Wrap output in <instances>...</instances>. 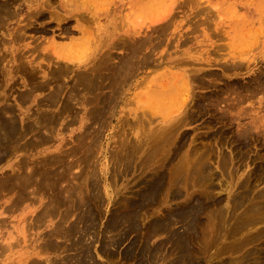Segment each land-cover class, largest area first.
Returning a JSON list of instances; mask_svg holds the SVG:
<instances>
[{"label":"rangeland","instance_id":"374dc122","mask_svg":"<svg viewBox=\"0 0 264 264\" xmlns=\"http://www.w3.org/2000/svg\"><path fill=\"white\" fill-rule=\"evenodd\" d=\"M7 1L8 0H6V1L0 0V2H1L0 6H2L4 3L3 8L7 9V8L11 7L7 10V13H9V14H6L4 16L2 14V16H0V22L1 21L3 22V20H4V22L6 20H8L5 23L3 22L4 24L2 23L3 25H1L2 28H1V32H0V44H1L0 45V50H1L0 51V57L2 58V60H0V62L2 61L0 63L1 64L0 65V74H1L0 75V79H1L0 80V87H2V88H0V96H1L0 107L10 105V103H11V105L12 104L16 105V107L14 106L16 108V111L15 112L13 111V113L14 114L18 113L17 118H19V120H20L21 127H22V124L23 125L29 124V125H34L35 129L31 130V131L29 130V132L27 131V135L25 134L24 138L15 142L14 145H16L17 148L15 147V149L10 151L9 152L10 155L8 154L6 157L7 159L8 158H10V159H8V160L5 159L2 161V163H0V168H1V166L8 168V171H6L5 173H2L3 170L0 169V173H1L0 174V181H1V179H3L2 177L7 175L8 172L9 173L13 172L12 167L10 168L9 166L13 165L14 163L21 162L23 164V161H21V160L27 159L28 161L30 160L29 161V167L31 166L30 164H32V169H33V168H35V166L42 165L41 158L43 157V155H41V153L43 151L46 150L47 153L52 152V151L59 152L62 148V151L64 150L63 154L65 156L64 161H61L62 163L61 162L55 163L58 165V167L55 164L51 165L52 168L56 171H58V170L60 171V169L62 171V166L66 167V168L68 167L67 168L68 170H66V172L69 171V174H71V175H69L67 173L69 176H66V180H64V181L62 180V183L69 185V186H73L74 184L77 185L80 182H82L81 184H79V185H82L83 182H85V180H86L87 170L88 169H90V170L95 169V172L98 176L97 179L99 180L101 178L99 180L100 182L97 180L101 187H99L100 188L99 193L96 194L95 196L93 195L94 197L91 195V194H94L92 192V190L88 191L89 195L92 196L90 198L91 207H92V203H93V208H94L95 212L98 214L96 224L93 226V229H92V227L90 228L89 236L88 235L86 236L87 239L90 238L89 242L86 239V241L84 240L83 243H76L75 239H77L79 237V235H80L79 233H78V235H76V237H74L75 235H73L71 237L72 240L70 238H68V240H67V238L66 239L64 238L65 239L64 240L61 237H58V239L56 238L55 240H58L57 242L62 243V247L60 246L61 249H59V247H56V246H54L52 248L48 247V249L46 248L48 250V253L51 256V257L49 256V258H51V260L48 263H47V261H46V263H44L45 262L44 258L45 257L47 258L48 257L47 255H49V254H47V250H45V248H43V247L41 248L40 242L44 241L43 236L47 233V230L50 231L52 229L54 223L58 221L57 217L60 218V216H59L60 214H57L58 216L56 214L48 216L46 218V220L44 221L45 224L43 222V223L39 224L40 227L38 225L37 228H36L37 225H35V224L33 227L24 228L23 224H21L20 222L23 221V217L27 218L28 222H29V220L34 219V216L37 215V213L39 211H42V209L44 207V204L41 203V200L45 201L46 203L50 201V203H51L53 191L48 190V189L46 191V189H44L45 191L44 190L39 191L37 193L36 197L34 196V198L32 200L28 199V200H25V201L20 202V203H14L13 199L16 197L15 189L14 188H10V189L8 188V189H6V191H8V193H7V192H5V190L2 191V189L0 188V193H2L0 196V221L2 219H5L4 222L0 223V227H1L0 228V244H5V243L10 242V241L14 244V246L12 248H10L8 250L6 249L5 251L3 250L4 255H3V251L2 252L0 251V254L2 253V255H0V258H1L0 264H33L31 261L30 262H28V261L35 258V257L39 258L40 260H43V264H51V262L54 260V258L57 257V259L59 258L60 260H57L55 258V261H53L52 263L57 264V262H58V264H59L63 260H65V258L67 256L68 257L66 259H69L67 261H70V262L75 261L76 262V260H75V259H77L76 256H77V254H79V251L81 250V248H83L84 243L86 245L88 244L89 246H91L92 254L95 253L96 256L93 255V258L94 257H96V258H94L93 261H95V259H96V262H97V260L99 259L98 260L99 263L102 262V264L103 263L113 264L114 261H115L114 264H141L142 260H144L143 261L144 264L145 263L146 264H167V263L173 264V262L175 264H177V242L174 243V240L177 241V239H172L173 238L171 236L172 232H170V230H169V232L160 230V231H156V233H155V231H152V227L150 228V226H152L156 222L153 220H157V219L163 220V219H165V217H168V214L170 215L172 213L174 208L175 209L177 208V205L179 204L178 201L180 199H177V197H176V195H177V193H176L177 192V181H173V180L177 179V174L174 172H175V168L177 167L178 159H180V157L183 156L182 155L183 153L186 154L188 151H190V152L191 151L192 152L197 151L198 152V149H199V153H201L202 149H203V152L205 150L210 149L211 150L210 152H209V150H208V152L206 151L207 154H209L208 155L209 157L211 156V153L213 152L212 153L213 156L210 157V161H212L211 165H212V168L214 170H217L219 172L218 173L217 171L213 170L215 173V177H214L213 181H215V185H216V189H214V194H215L214 196L215 197H221L220 199L223 198L221 205L225 206L226 210L229 209L230 212H234L237 209L235 211L236 213L237 212L238 213L243 212L244 206H239L238 208H232V207L228 208V206H233V205H231L230 202H232V204H234L235 201H233L234 200L233 197H236L237 194H239L238 196H240V193L241 194L247 193V188H249V186L247 187V183H245V182H248V183L250 182L251 190H253L252 194H255L256 198L260 199L259 195L264 192L263 191L264 190V188H263L264 187V175H263L264 174V145H263L264 144V0H74L75 3H74L73 7L75 8L76 6L77 7L79 6L81 8L79 10H76L75 12H72L69 15L67 13H63L64 18L65 17H67V18H65V19L63 18L64 20H62V23L58 19V17L55 18V13L57 12L56 9L60 8V6H61L60 0H54L55 3L53 1L52 5H50L48 8L46 7L45 8L46 12L49 11L47 13H45V12L43 13V11H45V9H43V11L41 10L42 9L41 7L43 6L44 0H15V2H14V0H12V2H11V0H9L10 1L9 3ZM7 5H9V6L6 7ZM39 8H41V9L39 10ZM10 9H12L13 11H11ZM40 11H42V12H40ZM50 11L54 12V13H51ZM38 12L40 14H37ZM90 12H91V14H90ZM30 13H32V14H30ZM0 14H1V12H0ZM72 14H75V15L77 14V16H74ZM78 14H83V16L78 18ZM84 14L86 16L85 18L88 19V21L84 18ZM35 15H36L37 19H39V18L40 19L37 20L36 18H34ZM56 15H57V13H56ZM30 16H32V17L30 18ZM39 16H41V17H39ZM71 16H73V17H71ZM89 16H93V17H89ZM46 17H47V19H46ZM3 18H5L6 20ZM53 19H56V20H53ZM155 20H157V21H155ZM32 21L35 23V24L33 23L34 25L33 24L31 25ZM45 21H46V23H45ZM56 22H57V24H56ZM155 23H157V24H155ZM42 24H43V26H42ZM46 25H47V27H46ZM3 26H5V27L3 28ZM21 26L23 27V31L20 32L19 28H21ZM25 26L27 28H25ZM41 26L44 29H42ZM158 26L161 27V29L162 28L163 29L161 30ZM40 27H41V30H39ZM88 27H90V28H88ZM91 27H92V29H91ZM5 28H6V30H5ZM87 28L89 29L88 31H87ZM26 30H27V32H25ZM157 30H158V32H156ZM135 31H137V32H135ZM12 32H15V35H13ZM149 35H151L150 37L152 39L148 38ZM19 36L21 38H23L22 41H21V38ZM140 36H142V37H140ZM13 37L17 38V39H14ZM124 38H126V39H124ZM7 39H8V41H7ZM144 39H146V40H144ZM93 40H95V41H93ZM79 42H80V44H79ZM83 43H84V46H83ZM139 43L141 45H139ZM72 44L74 46V49L76 47L75 45L78 44V48L77 47L76 48H77V50L79 49V51H81V49L83 50V48L86 47L85 50H83L84 53H81L83 51H81L79 53V51H77V50H76L77 52L73 53L75 50L74 49L71 50L73 48ZM127 44H129V45H127ZM52 47H54V48L52 49ZM80 47H82V48L80 49ZM139 48H140V50H139L138 56H141L142 53L146 54V52H147V54H149V52H150V55L155 59V62L148 64L150 66L141 65L137 71L138 76L135 77L137 80L135 78H132L129 81V84L131 85V87H129V89H128L129 91L127 90V93L125 94L123 99L121 101H120V99L118 100V101H120L119 105H116V107H114L112 109L113 111L111 110V112H110V110H109L108 114L103 115L105 117V119H104V117H102V115H98V116H95V118H96V120H95V118L92 117L94 114L92 112H94L93 109L96 107L97 101L96 100L94 101L93 98H95L94 96H97V95H99V96L105 95L106 93H108L110 91V89L109 88L98 89L96 87V89H90L89 90L85 87L86 86L85 82L84 81L82 82V80H83L82 75L92 73V69H90V68H94L95 66H97L100 63V61L103 62V60H104L105 66L107 67L106 69H105V67H103V70L106 72L107 71L110 72L111 69H114L115 65L122 64L130 56V54H132L133 51H135V50L138 51ZM127 49H129V50H127ZM108 51L109 52L112 51V53H109ZM3 52H4V56H3ZM56 52L61 54L62 58H58L57 56L59 54H57ZM70 52H71V54H70ZM102 53H103V55H102ZM127 53H128V55H127V57H125ZM80 54H81V56H80ZM108 54H110V55L113 54L109 59L110 61L107 59ZM5 55H7V56H5ZM70 55H73V57H74L73 60L75 62L73 60H67L66 59L65 56H70ZM105 55H107V56H105ZM12 56H13V58H11ZM20 56H24V59ZM104 56L106 57V60H105V58H103ZM55 58H56V61H55ZM99 58H100V60H99ZM101 58H103V59H101ZM120 58L122 60L123 59L124 60L122 61ZM3 60H4V62H3ZM19 60H20V62H19ZM60 60H61V63H62V60H64L63 62H65V60H66L69 62L76 63L75 70L74 71L67 70V72L65 71L64 74L61 75L60 79L58 78V80H56V81L54 79H52V80L50 79L48 82L49 86L48 85L46 86L47 90L45 88L35 90L34 98L31 97L29 100L28 99L27 100L26 99H24V100L20 99V96L18 94L22 93L23 91H26L27 88H29V89L34 88L35 85L39 84L41 81L43 82L44 79L46 80L49 77L51 78L54 75L51 73H53V69L59 64ZM105 61H107V62H105ZM108 61L110 64L108 63ZM22 62H25L27 64L24 65ZM40 63L43 65V69H42L41 74H40V71H41L40 69L35 70V68H34V67L38 66ZM44 63H45L46 67L44 66ZM17 64H19V66ZM90 64L92 67L90 66ZM95 64H97V65H95ZM21 65L22 66L24 65V68H26V71L24 68L20 67ZM111 65H112V68H111ZM17 66H18V68H17ZM81 66H84V67H81ZM28 67L36 72L35 76H34V73L32 74V76H30L32 71H31V73L30 72L28 73V69H29ZM13 68H15V69L13 70ZM76 68L78 71L80 70V72L76 71ZM19 69H20V71H19ZM22 69L25 71V73H23L24 71H22ZM31 69H29V71ZM82 69H84L85 71ZM87 69H88V71H86ZM187 69H193L192 71H194V73L198 72V73H195L196 76L194 75V73H192L194 76L191 77V79H190L191 81H188L189 79L185 77V75L187 74L186 73ZM195 70H197V71H195ZM11 71H14V72L11 73ZM20 72H22L23 75ZM139 72H140V74H139ZM206 72H207V74H206ZM76 73L79 75L81 74L80 77H79V75L78 76L75 75ZM25 74H27L30 78L27 75H26L27 77L26 76L24 77ZM49 75H52V76H49ZM3 76H4V80H3ZM40 76H44L45 78L42 79V78H40ZM156 77H158V78H156ZM154 78L156 81L154 80ZM138 79H139V81H138ZM159 79H161L162 81ZM186 79H188V80L186 81ZM193 79L198 81L199 83L194 81ZM53 80L55 82H53ZM107 80L103 83V86L105 83H107ZM28 81H32V82L28 83ZM57 81L59 84L57 83ZM136 81H138V82H136ZM158 81H160V82H158ZM34 82H35V84H34ZM52 82H53V84H52ZM73 82H74V84H73ZM77 82H79V83H77ZM150 82H151V84H150ZM162 82H163V84H162ZM184 82H191L190 83L191 90L196 87L195 88L196 91H195V89L193 90L194 94H193V91L192 92L190 91V93H189L186 90V86H185L186 83H184ZM193 82H195L196 85ZM2 83H3V85H1ZM26 83H27V85H26ZM31 83H33V84L31 85ZM12 84H13V86H12ZM14 84H15V87H14ZM57 85H61V86L63 85L62 88H63V92H64V93H62L63 95H61L60 100L57 102L58 104L55 103V104H53L54 106L52 105V103L43 102V104H42L37 99H35L36 97L38 99H40V98L44 97L45 95H47L48 93L54 91V88H58ZM70 85H72V86H70ZM233 85H235V86L233 87ZM158 86L159 87L161 86V87L159 88ZM222 87L224 88V90ZM68 88H69V90H68L69 92L67 91ZM150 88H153V89H150ZM154 88H155V92H157V94L155 92H153ZM234 88H236V89H234ZM162 89L166 92L165 93L162 92L163 91ZM188 89H190V88H188ZM85 90H87L88 92ZM134 90H136V91H134ZM216 90H218V91H216ZM66 91H67V93H66ZM83 91L85 93H83ZM223 91H225L226 93ZM73 92H74V94H73ZM81 92H82V94H81ZM96 92H97V94H96ZM211 92H213V93H211ZM203 93L206 96V99L199 97L200 95H203ZM205 93H207L208 95ZM78 94L79 95L81 94V96L82 95L83 96L82 97L80 96V98H79ZM144 94H145V96H144ZM162 94L164 96H162ZM155 95H157V96H155ZM192 95L193 96L195 95V96L193 97ZM239 95L242 96V98ZM211 96H213V98H211ZM216 96L219 97L218 100H215ZM63 97H64V99H63ZM66 97H67V99H66ZM76 97H77V99H75ZM87 97H91V99H89L91 102L87 100L88 99ZM136 97H137V99H136ZM198 97L200 99H198ZM221 97H223V98L221 99ZM69 98L72 101L69 100ZM9 99L11 102L9 101ZM65 99L68 102V104H64V103H67V102H65ZM140 99L142 100L144 106H140V108H139V105H140L139 100ZM237 99H240V102ZM241 99H242V101H241ZM6 100H7V103H6ZM78 100H79V102H78ZM81 100H83V102L84 101L85 102L83 103ZM209 100H210V102H209ZM220 100H222V101H220ZM2 101H3V103H2ZM89 102L91 105H89ZM195 102L197 105H199L200 108L198 106H196ZM211 102H213V103H211ZM39 103L42 105H38ZM86 103L89 106H87ZM186 104H189L190 106L187 105L188 106L187 107ZM214 104L215 105L218 104V105L215 106ZM67 105H70V107ZM212 105H214V106H212ZM43 106H44V108H43ZM46 106H49V107H46ZM85 106H86V108H85ZM194 106H196V108H198L199 110L196 109ZM203 106H205V107H203ZM23 107H25L26 110ZM71 107H72V109H71ZM89 107L91 108V110ZM143 107H144V110H143ZM148 107L151 109H149ZM192 107H194V108H192ZM66 108H67V110H66ZM184 108H186L187 110ZM37 110H38V112H37ZM61 110H63V111H61ZM68 110H70L71 112ZM142 110L144 112H141ZM145 110L147 111V113L145 112ZM34 111H36V112H34ZM67 111L70 113H68ZM135 111L139 112L141 114V116L144 118L143 119V118H141V116H139L138 121L140 120V123H141V124L139 123L140 125L136 124L138 122L134 118L135 113H136ZM43 112L44 113L46 112L47 114H49V116L55 115V116H53L54 121H53V119L51 121H49V120L47 121L45 118H43V114H44ZM133 112H134V114H133ZM190 112L192 113V115ZM13 113H10V114L12 115ZM7 114L10 115L9 113H7ZM7 114H6V116H8ZM23 114L26 115V117L30 114L29 115L30 118H28L24 122H22V117L24 116ZM75 114H77L79 117ZM149 114H150V116L148 118ZM113 115H114V117H113ZM73 116H74V119H73ZM75 116H77V117H75ZM87 116H89L91 118V120H93V121H91L89 117H88L89 119H87ZM145 116H147V117H145ZM177 116H178V119H180L181 117H182L181 119H183V118L187 119V117H188L187 121L189 120L190 123L188 122L186 125V122H185L184 124L181 125L182 126L181 128H180V126L178 128H177V126L175 127V125H177V123H176ZM38 117H40V118H38ZM64 117L66 119H64ZM128 117L131 119H129ZM59 118H60V120H59ZM190 118H192L193 120H191ZM48 119H50V118H48ZM124 119H126L125 122L123 121ZM121 120H122V122H121ZM146 120H148V121H146ZM29 121H31V122H29ZM34 121H35V123H34ZM104 121H105V125H104ZM128 121H131V122H128ZM92 122H93V124H92ZM134 122H136V123H134ZM144 122H146V123H144ZM130 124L131 125L133 124L134 126L133 125L131 126ZM142 124H146L147 126L145 125L146 126L145 127ZM93 125H94V127H93ZM173 125L175 127V130L173 128ZM36 126H37V128H36ZM169 126H172V127H169ZM44 127H45V129H44ZM83 127H84V129H83ZM95 127H96V130H95ZM138 127L140 129H138ZM168 127L170 129L172 128L171 131ZM123 128H124V132L122 130ZM245 128H246V130H245ZM38 129H41L40 130L41 132H39ZM54 129H55V131H54ZM89 129H90V131H89ZM91 129L92 130L94 129V130L91 131ZM154 129H156V130H154ZM165 129H167V130H165ZM47 130H49V132ZM82 130H83V132H82ZM84 130H86V131H84ZM98 130H99V132H98ZM136 130L138 133L135 132ZM138 130L141 133L144 130V132L142 134H147L149 137L148 139H150V140L151 139L153 140V138L156 136V132L158 135L163 131L169 132L168 136H167L169 138L166 139L167 141H164V142H166V144L163 142L161 144L162 147L160 146L157 149V151H156L157 154H156V152H153L151 147L149 148L150 145L149 146L146 145V147L142 146L141 149H139L136 152V154H134V156L129 161L124 159V158L121 159V161H120L117 154H118L119 150L121 149L123 142L125 141V139L126 140L128 139L125 142H130L132 139V141L130 143L135 144V142L137 141V135L141 134ZM236 130H239V131L236 132ZM34 131H35V133H34ZM44 131H45V133H44ZM53 131L55 134H53ZM247 131H249L250 133ZM87 132L90 134H88ZM131 132L134 134H132ZM145 132H148V133H145ZM238 132H239V134H238ZM246 132L248 133L249 137H248V135H245ZM79 133H81V135ZM83 133L84 134L86 133L87 135L85 134L82 136ZM135 133L137 135H135ZM235 133H237V134H235ZM240 133H241V135H240ZM33 134H35V135H33ZM42 134L47 135L49 140L46 143L45 142L40 143L41 145H39V147H38V145L34 146L35 145L34 141L36 139H38L37 136L39 137ZM77 134L79 135V138H78ZM97 134H99L100 137L97 136ZM182 134L185 135L184 138H185L186 142L183 138L184 135H182ZM32 135H33L34 139L36 138L35 140H33ZM134 135H135V137H134ZM149 135L153 136V138H151V136H149ZM49 136H51V137H49ZM54 136L55 137L58 136L59 139L56 140ZM80 136H81V138H85V139H83V140L80 139ZM95 136H96V138H95ZM123 136L125 138L124 141H123ZM125 136H127V137H125ZM243 136L245 138H243ZM132 137L134 138V140ZM238 137L240 139H238ZM246 137H247V139H246ZM251 138H252V140H251ZM99 139H100V141H99ZM218 139H220L221 141H219ZM92 140H94V141H92ZM180 140L183 142V144ZM244 140H245V142H244ZM73 141H75V142L78 141L77 142L78 144L73 142ZM250 141H252V142H250ZM19 142L21 145L19 144ZM79 142L80 143L82 142V143L79 144ZM235 142L240 144L239 147H238V145H236ZM18 144H19V146H18ZM32 144H34V145L30 146ZM87 144L91 145L93 148V151H94V153L92 154V156H93L92 163L90 161L89 162L86 161V156H85L86 152H88L90 150L85 149V150H88V151H85L83 149L84 147L82 146V145H87ZM92 144H94V147ZM99 144H100V146H99ZM203 144H204V148L205 147L207 148V147L211 146V144H212V146L214 148L218 149V151L216 149H214L212 146L210 148H207L204 150ZM74 145H75V147H74ZM76 145L78 148L76 147ZM244 145H245V147H244ZM27 146H28V148H27ZM41 146H43V147H41ZM70 146H72V147L69 148ZM80 146L82 149H80ZM194 146H196V147L194 148ZM246 146H248V147H246ZM182 147H184V148H182ZM20 148H22V149H20ZM32 148L33 149L35 148V149L33 150ZM68 148H69V150H71V152L68 151ZM72 148H75V149L72 150ZM245 148L248 151H246ZM180 149H182V150H180ZM212 149H214V150H212ZM222 149H223V151H222ZM233 149L237 150V151H234ZM240 149H241V151L239 152ZM242 149H243V151H242ZM78 150H80V151L78 152ZM95 150L97 153L95 152ZM173 150H175V151H173ZM83 151H84V153H83ZM214 151H216V152H214ZM232 151H234V152H232ZM73 152H75V153L77 152V153L75 154ZM148 152H149V155H148ZM206 152H204V153H206ZM70 153L72 156L69 155ZM177 153L179 155H177ZM233 153H234V156L232 155ZM18 154H19V156H18ZM175 154H176V156H175ZM220 154H221V156H220ZM241 154H243V156ZM230 156H231V158H230ZM24 157H25V159H24ZM39 157H41V158H39ZM242 157H243V160H242ZM222 158L224 160L227 158L228 163L231 161L230 164H228L227 162L226 163L221 162L223 160ZM76 161H77V163H76ZM96 161H97V164H96ZM79 162H80V165H79ZM93 162H94V165H93ZM220 162H221V164H220ZM5 163H7V164H5ZM68 163H69V165H68ZM130 163H133V164H130ZM125 164L127 165V167L128 166L129 167L127 168L125 166ZM218 164H220V166H218ZM227 164H228V166H227ZM235 164H236V166H235ZM70 166H71V169H70ZM216 166L218 168H216ZM237 166H238V168H237ZM74 167H75V169H74ZM239 167H240V169H239ZM223 168L224 169L226 168V170H224ZM9 169H10V171H9ZM220 169H222V170H220ZM256 170H259V171H256ZM71 171H72V173H70ZM74 171H76L77 174ZM84 171H85V174H84ZM164 171H165V173H164ZM159 172H160V174H162L164 176L163 179L165 180V184L163 185L164 189H162V192L164 194L161 192L158 196V200L156 202L159 205L155 204L156 202H151L153 205L150 203L149 207H148V205H146L141 210V212L139 213V214H141V215H139V218H141V217L142 218L138 220L139 225L141 224L140 225L141 227L138 226L139 228L137 227V228H135V230H133L134 228H131L129 223L126 222V225L128 224L127 225L128 229H127L125 223H123L122 226L120 224L117 227V230H116V227H109L108 228L107 227L108 223H109L108 220H111L112 217H114L116 215L117 211L126 209V206H127L126 202L128 200H132L135 196L138 197L137 194H139L141 191H144L147 184H149V182H151L154 178H156L155 176H157L159 174ZM73 174H74V176H72ZM80 174H82V176H83V177L80 176V179H81V177H82V179L84 178L83 181H81L82 179L79 180V178H76L77 175H80ZM171 175H174L172 177H175V179L172 178ZM67 177H68V179H67ZM70 177L73 179V181ZM258 177H260V178H258ZM75 178L78 180L76 181ZM170 178L172 179L171 182L173 181L171 186H170ZM256 178H258V179H256ZM259 179H260V182L258 181ZM228 180L229 181L231 180V181L229 182ZM251 180H252V183H251ZM145 181H147V182H145ZM166 181H168V183ZM216 181H217V183H216ZM237 181H238L239 186L237 184ZM67 182H68V184H67ZM256 182L258 185L256 184ZM144 183H146V184H144ZM220 183H222V184L224 183L223 184L224 187L223 186L220 187ZM233 183H234V186H233ZM253 183H254V185H253ZM106 186H108V189H109L108 191L106 190ZM169 186H170V188L167 189ZM226 186H227V189H226ZM242 186H245L246 188L242 187ZM31 188H33V186ZM218 188H220V189H218ZM243 188L246 190H244ZM84 190H85V188H84ZM174 190H176V191L174 192ZM190 190H192V191L195 190V192H197V194L196 193L195 194L198 195L199 190H197V188L193 187V188H190ZM242 190H243V192H242ZM238 191H239V193H238ZM260 191L261 192L263 191V192L261 193ZM173 192L175 193L174 194L175 196L173 195ZM39 193H41L40 194L41 196L39 195ZM100 193H101V195H100ZM43 194H44V196H43ZM45 194L46 195L48 194L49 196L47 195L45 197ZM234 194H235V196H234ZM38 195H39V197H38ZM100 196H102V197H100ZM230 196H231V200L229 201ZM163 197H164V199H163ZM263 198H264V196H263ZM101 199L103 201V204H102ZM121 199H122V201H121ZM33 200H37L38 203L33 201ZM12 201L14 204L12 203ZM32 201H33V203H32ZM228 201H229V204H228ZM3 203H4V205H3ZM7 205H8V208H7ZM66 207H67L66 205L63 206V208H66ZM4 208L6 211L4 210ZM146 208H147V210H146ZM78 209L79 208L73 210L74 212H72L73 215L71 217V220L76 219L77 215H79V213H80L79 211H82V208H80L79 210ZM15 210H17V212ZM32 210H35V211H32ZM14 211H15V213H14ZM75 211H76V213H75ZM166 211L168 213H165ZM143 213L145 214V216L143 215ZM205 213L202 215V218L204 220L206 219ZM30 214H32V215H30ZM166 214H167V216H166ZM53 216H55V217L57 216V217L53 218ZM109 216H110V218H109ZM143 216H144V218H143ZM159 216H160V218H159ZM56 219H57V221H56ZM149 221L151 223H148ZM263 222L264 221H261L260 222L261 225H259L260 224L259 223L255 226V228L256 229L259 228V229L263 230V226H264ZM9 223H10V225H9ZM146 224H148V225L145 226ZM262 224H263V226H262ZM81 225H84V224L81 223ZM144 226H145V229L147 231L144 229ZM171 226L177 232V223H173ZM105 227H107V228H105ZM111 228H113V230ZM142 228H143V232H142ZM255 228H252L251 230H248L247 232L255 231L256 230ZM26 229L27 230L30 229V230L27 231ZM22 230H24V232L25 231L26 232L23 233ZM111 230L113 233L111 232ZM137 230H138V232H137ZM30 231H31V233H33V232L34 233L31 234V233H29ZM95 232H97V234ZM148 232H150V233H148ZM16 233H17V235H16ZM93 233L96 235H94ZM118 233L120 236L117 235ZM90 234H92V235H90ZM148 234H150V235L148 236ZM41 235H43V236L40 237ZM110 235H111V238L109 239ZM96 237L98 238V240ZM147 237H148V239H147ZM20 238L22 239L21 241L24 244H18V243H21L19 241ZM59 238H61L62 240ZM17 239H19V240H17ZM29 239H30V241H27ZM121 239H122V242H121ZM169 239H171V240H169ZM169 241H171V242H169ZM195 241H194V245L198 246V240L195 239ZM69 242L71 244H69ZM86 242H88V243H86ZM131 242H133V243H131ZM158 242H160V243L158 244ZM262 242H264V241L258 240L256 243L254 242L253 245L256 244L257 247H261L263 245ZM72 243L76 247H72L73 246ZM102 243H104L103 247H102V245H103ZM63 244H65L66 246ZM78 244H80V245L78 246ZM147 244H148V246H147ZM68 245H70V246H68ZM106 245H108V247H110V246L111 247L108 248V247H106ZM173 245L174 246L176 245V246L174 247ZM132 246L134 247L133 249H132ZM156 246L158 247L159 250L156 248ZM32 247H34L35 249L34 248L32 249ZM70 247L74 248L75 250L70 248ZM248 247H251V245H249ZM49 248H51V249H49ZM76 248H80V249L78 250ZM215 248H216L215 246L210 247V249H209L210 251L209 250L207 251L208 257L203 258V260H202L203 264H210V263L212 264L213 261L215 262L214 264H219L221 257H223V258L228 257L227 254L222 255L221 257H218L216 254L210 255V253H212L213 251L215 252V250H216ZM36 249L37 250L39 249V251L41 250L40 252L42 254L45 252L43 254L44 257L42 255H40L41 253L37 254L39 252L36 251ZM63 249L66 251H63ZM70 249H72V250H70ZM103 249H105L106 254H104L105 251ZM147 249H149V250H147ZM32 250L34 252V255H32L31 259L19 260L20 258H22L24 253L32 251ZM55 250H57V251H55ZM136 250L138 251V253ZM49 251H51V253ZM54 252H56V253H54ZM121 252L123 255H121ZM143 252H144V254H143ZM60 253H61V255H60ZM66 253H67V255H66ZM107 253H109V254H107ZM128 253H130V254H128ZM15 254H16V258H17L16 260H18V262H13L16 260H11L9 258L10 256L15 255ZM45 254H46V256H45ZM161 254L164 256H162ZM200 254L203 256L202 253H200ZM105 255H106V257H108V256L109 257L106 258ZM154 255H155V258H153ZM232 255H236V254H232ZM71 256H72V258L74 256V258L72 259ZM123 256H125V257H123ZM156 256H157V258H156ZM158 256H159V259H158ZM113 257L115 258V260ZM130 257H132V258H130ZM141 257H142V259H141ZM143 257H144V259H143ZM106 259L110 260V262L109 261L107 262ZM211 259H213V260H211ZM9 260H10V262H8ZM104 261H106V262H104ZM138 261H140V262H138Z\"/></svg>","mask_w":264,"mask_h":264},{"label":"bare ground","instance_id":"6f19581e","mask_svg":"<svg viewBox=\"0 0 264 264\" xmlns=\"http://www.w3.org/2000/svg\"><path fill=\"white\" fill-rule=\"evenodd\" d=\"M2 1V0H1ZM4 1V0H3ZM6 1V0H5ZM53 1L54 0H44V2H43V6L41 7V8H39V10L41 9L42 11H43V9H45L46 7L48 8L50 5H52L53 4ZM61 2V6H60V8H58V9H56V13H57V15H56V13H55V18L56 17H58V19L61 21V23H62V20H64L65 18H67V17H65L64 18V15H63V13H67L68 15L69 14H71L72 12H75L76 10H79L81 7H73L74 6V0H60ZM8 3L10 2L9 0L7 1ZM11 2H12V0H11ZM14 2H15V0H14ZM1 3V2H0ZM54 3H55V1H54ZM59 3V2H58ZM11 4V3H10ZM3 5H4V3H3ZM3 5L2 6H0L1 8H0V12H1V14H0V16H2V14H3V16L4 15H6V14H9V13H7V10L9 9V8H11V7H9V8H3ZM6 5V4H5ZM57 5V4H56ZM9 5H7L6 7H8ZM11 6V5H10ZM6 9V10H5ZM11 11H13L12 9H10ZM48 10V9H47ZM42 11H40V12H42ZM10 12V11H9ZM47 13V12H49V11H47L46 12V9H45V11H43V13ZM51 12V11H50ZM35 13V12H34ZM51 13H54V12H51ZM15 14V13H14ZM13 14V15H14ZM30 14H32V13H30ZM37 14H40L39 12L37 13ZM90 14H91V12H90ZM93 14V13H92ZM12 15V16H13ZM43 15V14H42ZM41 15V16H42ZM46 15V14H45ZM72 15H74V16H77V14L75 15V14H72ZM15 16V15H14ZM41 16H39V17H41ZM81 16H83V14H78V18H80ZM11 17V16H10ZM9 17V18H10ZM32 16H30V18H31ZM71 17H73V16H71ZM86 16H85V14H84V18H85ZM89 17H93V16H89ZM34 18H36V15H35V17ZM49 18V17H48ZM64 18V19H63ZM83 18V17H82ZM81 18V19H82ZM3 19H5V18H3ZM37 19V18H36ZM40 19V18H39ZM39 19H37V20H39ZM44 19V18H43ZM46 19H47V17H46ZM86 19V18H85ZM94 19V18H93ZM164 19V18H163ZM6 20V19H5ZM30 20V19H29ZM42 20V19H41ZM45 20V19H44ZM53 20H56V19H53ZM70 20V19H69ZM87 21H88V19H86ZM6 21H8V20H6ZM5 21V22H6ZM31 21V20H30ZM35 21V20H34ZM85 21V20H84ZM155 21H157V20H155ZM3 22H4V20H3ZM2 21L0 22V32H1V28H2V26L1 25H3L4 23H3ZM68 22V21H67ZM66 22V23H67ZM159 22V21H158ZM157 22V23H158ZM3 23V24H2ZM30 23V22H29ZM34 22L32 21V23H31V25L33 24ZM45 23H46V21H45ZM49 23V22H48ZM157 23H155V24H157ZM35 24V23H34ZM33 24V25H34ZM56 24H57V22H56ZM9 25V24H8ZM63 25V24H62ZM61 25V26H62ZM163 25V24H162ZM42 26H43V24H42ZM41 26V27H42ZM50 26V25H49ZM156 26V25H155ZM5 26H3V28H4ZM41 27H40V29L39 30H41ZM45 27V26H44ZM46 27H47V25H46ZM45 27V28H46ZM63 27V26H62ZM159 27V26H158ZM19 28V27H18ZM25 28H27L26 26H25ZM88 28H90V27H88ZM87 28V31L89 30ZM156 28V27H155ZM160 29H161V27H159ZM20 29V32L21 31H23V27L21 26V28H19ZM42 29H44L43 27H42ZM47 29V28H46ZM45 29V30H46ZM91 29H92V27H91ZM157 29V28H156ZM163 29V28H162ZM161 29V30H162ZM3 30V29H2ZM5 30H6V28H5ZM155 30V29H154ZM159 30V29H158ZM158 30L156 31V32H158ZM43 31V30H42ZM63 31V30H62ZM65 31V30H64ZM74 31V30H73ZM91 31V30H90ZM25 32H27V30L25 31ZM69 32V31H68ZM78 32V31H77ZM135 32H137V31H135ZM143 32V31H142ZM160 32V31H159ZM5 33V32H4ZM18 33V32H17ZM98 33V32H97ZM11 34V33H10ZM12 34L13 35H15V32H12ZM19 34V33H18ZM23 34V33H22ZM21 34V35H22ZM141 34V33H140ZM147 34V33H146ZM150 34V33H149ZM154 34V33H153ZM24 35V34H23ZM90 35V34H89ZM107 35V34H106ZM2 36V35H1ZM148 36V35H147ZM151 35H149V37L148 38H151L150 37ZM11 37V36H10ZM20 37V36H19ZM89 37V36H88ZM106 37V36H105ZM140 37H142V36H140ZM3 38V37H2ZM14 38V37H13ZM21 38V37H20ZM137 38V37H136ZM155 38V37H154ZM14 39H17V38H14ZM124 39H126V38H124ZM152 39V38H151ZM23 40V38H21V41ZM135 40V39H134ZM144 40H146V39H144ZM149 40V39H148ZM7 41H8V39H7ZM20 41V42H21ZM93 41H95V40H93ZM17 42V41H16ZM134 42V41H133ZM139 42V41H138ZM144 42V41H143ZM142 42V43H143ZM146 42V41H145ZM74 43V42H73ZM141 43V42H140ZM139 43V45H141ZM79 44H80V42H79ZM82 44V43H81ZM132 44V43H131ZM138 44V43H137ZM147 44V43H146ZM1 45V44H0ZM127 45H129V44H127ZM126 45V46H127ZM135 45V44H134ZM72 46H73V44H72ZM77 48H78V44L77 45H75ZM83 46H84V43H83ZM86 46V45H85ZM113 46V45H112ZM115 46V45H114ZM125 46V45H124ZM131 46V45H130ZM143 46V45H142ZM75 47V49H74V46H73V48L71 49V50H75L73 53H75V52H77V51H79V49L77 50V48ZM90 47V46H89ZM128 47V46H127ZM54 47H52V49H53ZM82 47H80V49H81ZM86 48V47H85ZM85 48H83V50H85ZM130 48V47H129ZM132 48V47H131ZM137 48V47H136ZM2 49V48H1ZM51 49V48H50ZM135 49V48H134ZM23 50V49H22ZM68 50V49H67ZM77 50V51H76ZM82 49H81V51H83ZM96 50V49H95ZM127 50H129V49H127ZM133 50V49H132ZM139 50H140V48L138 49V51H133L132 52V54H130V56L122 63V64H119V65H115L114 66V69H111L112 68V65L114 64H112L111 65V70H110V72L109 71H104L103 70V67H105V69L107 68L106 66H105V64H104V60H103V62H101L100 61V63L97 65V64H95V65H97V66H95L94 68H90V69H92V73H89V74H83L82 75V82L84 81L85 82V84H86V88L87 89H96V87L98 88V89H104V88H109L110 89V91L108 92V93H106L105 95H102V96H99V95H97V96H94L95 98H93L94 99V101L96 100L97 101V105H96V107L93 109V111L94 112H92V113H94L93 114V116L92 117H94L95 118V116H98V115H102V117H104L103 115H105V114H108V111L110 110V112H111V110L114 108V107H116V105H119V102L123 99V97L125 96V94L127 93V90L129 89V87H131V85L129 84V81L132 79V78H135L136 76H138L137 74V71H138V69H139V67L141 66V65H148V64H151V63H153V62H155V59L150 55V52H149V54H147V52H146V54L144 53H142L141 54V56H138V54H139ZM1 51V50H0ZM50 51V50H49ZM69 51V50H68ZM81 51H79V53L81 52ZM5 52V51H4ZM4 52H3V56H4ZM65 52V51H64ZM109 52V51H108ZM25 53V52H24ZM57 54H59L58 52H56ZM81 53H84V51L83 52H81ZM109 53H112V51L111 52H109ZM54 54V53H53ZM70 54H71V52H70ZM105 54V53H104ZM8 55V54H7ZM7 55H5V56H7ZM24 55V54H23ZM102 55H103V53H102ZM113 55V54H112ZM112 55H110V54H108V56L107 55H105V56H107V59L109 60L110 59V57L112 56ZM127 55H128V53L126 54V56L125 57H127ZM2 56V57H3ZM62 55L61 54H59L57 57L58 58H62L61 57ZM80 56H81V54H80ZM95 56V55H94ZM103 57V58H105V60H106V57ZM20 57H22L23 59H24V56H20ZM51 57V56H50ZM56 57V56H55ZM66 57V59L67 60H73L74 59V57H73V55H70V56H65ZM77 57V56H76ZM86 57V56H85ZM1 58V57H0ZM11 58H13V56L11 57ZM21 58V59H22ZM36 58V57H35ZM79 58V57H78ZM77 58V59H78ZM84 58V57H83ZM103 58H101V59H103ZM113 58V57H112ZM111 58V59H112ZM5 59V58H4ZM38 59V58H37ZM52 59V58H51ZM64 59V58H63ZM76 59V60H77ZM81 59V58H80ZM121 59V58H120ZM0 60H2V58L0 59ZM49 60V59H48ZM54 60V59H53ZM99 60H100V58H99ZM122 60V59H121ZM124 60V59H123ZM122 60V61H123ZM27 61V60H26ZM55 61H56V58H55ZM64 60H62V63H61V60H60V62H59V64L53 69V73H51V74H54L53 76L52 75H49V76H52L51 78L49 77L48 79H44L43 80V82L41 83H39V84H37V85H35V87L34 88H27V90L26 91H23L22 93H20V94H18L19 96H20V99H30L31 97L32 98H34V93H35V90H38V89H41V88H45L46 90H47V85H48V82H49V80L51 79H54L55 81L56 80H58V78L60 79V77H61V75L62 74H64V72L66 71L67 72V70H72V71H74L75 70V66H76V63H74V62H69V61H66L65 60V62H63ZM80 61V60H79ZM110 61V60H109ZM109 61H108V63H109ZM2 62V61H1ZM0 62V63H1ZM3 62H4V60H3ZM19 62H20V60H19ZM97 62V61H96ZM105 62H107V61H105ZM24 65L25 64H27V63H25V62H22ZM55 63V62H54ZM57 63V62H56ZM72 63V64H71ZM93 63V62H92ZM112 63V62H111ZM3 64V63H2ZM10 64V63H9ZM110 64V63H109ZM1 65V64H0ZM18 66H19V64H17ZM24 65L22 66H20L21 68H24ZM18 66H17V68H18ZM28 66V65H27ZM44 66H45V63H44ZM90 66H91V64H90ZM148 66H150V65H148ZM11 67V66H10ZM19 67V68H20ZM46 67V66H45ZM54 67V66H53ZM81 67H84V66H81ZM92 67V66H91ZM16 68V69H17ZM29 68V67H28ZM35 68V70L36 69H40L39 71H40V74L42 73V69H43V65L40 63L38 66H36V67H34ZM48 68V67H47ZM46 68V69H47ZM74 68V69H73ZM79 68V67H78ZM109 68V67H108ZM15 68H13V70H14ZM25 69V71H26V68H24ZM29 69H31V68H29ZM29 69H28V73L30 72L31 73V71H32V73H31V75L30 76H32V74L34 73V76H35V74H36V72L34 71V70H30L29 71ZM52 69V68H51ZM89 69V68H88ZM88 69L86 70V71H88ZM89 69V70H90ZM82 70H84V69H82ZM193 69H187L186 70V75H185V77L186 78H188V79H186V81L188 80V81H191L190 79H191V77L192 76H194L195 75V73H198V72H195L194 73V71H192ZM16 71V70H15ZM19 71H20V69H19ZM18 71V72H19ZM22 71H24L23 69H22ZM25 71L23 72V73H25ZM50 71V70H49ZM76 71H78L77 70V68H76ZM85 71V70H84ZM195 71H197V70H195ZM12 72H14V71H11V73ZM17 72V73H18ZM78 72H80V70L78 71ZM91 72V71H90ZM5 73V72H4ZM20 73H22V72H20ZM23 73H22V75H23ZM183 73V72H182ZM192 73H194V75L192 74ZM16 74V73H15ZM139 74H140V72H139ZM161 74V73H160ZM206 74H207V72H206ZM1 75V74H0ZM27 74H25L24 75V77L26 76ZM66 75V74H65ZM75 75H79V74H75ZM81 75V74H80ZM80 75H79V77H80ZM181 75V74H180ZM179 75V76H180ZM183 75V74H182ZM28 76V75H27ZM26 76V77H27ZM33 76V77H34ZM64 76V75H63ZM69 76V75H68ZM149 76V75H148ZM147 76V77H148ZM196 76V75H195ZM23 77V78H24ZM29 77V76H28ZM66 77V76H65ZM71 77V76H70ZM155 77V76H154ZM167 77V76H166ZM199 77V76H198ZM202 77V76H201ZM30 78V77H29ZM36 78V77H35ZM40 78H45L44 76H40ZM150 78V77H149ZM153 78V77H152ZM156 78H158V77H156ZM197 78V77H196ZM26 79V78H25ZM33 79V78H32ZM77 79V78H76ZM79 79V78H78ZM81 79V78H80ZM108 79V80H107ZM136 79V78H135ZM205 79V78H204ZM1 80V79H0ZM3 80H4V76H3ZM27 80V79H26ZM30 80V79H29ZM35 80V79H34ZM53 80V82H55ZM74 80V79H73ZM107 80V83H105L104 84V86H103V83L105 82ZM137 80V79H136ZM151 80V79H150ZM154 80H155V78H154ZM159 80H161V79H159ZM194 80V79H193ZM38 81V80H37ZM65 81V80H64ZM79 81V80H78ZM81 81V80H80ZM138 81H139V79H138ZM138 81H136V82H138ZM153 81V80H152ZM156 81V80H155ZM162 81V80H161ZM194 81H196V80H194ZM3 82V81H2ZM29 82H32V81H28V83ZM51 82V81H50ZM53 82H52V84H53ZM69 82V81H68ZM143 82V81H142ZM154 82V81H153ZM158 82H160V81H158ZM196 82H198V81H196ZM204 82V81H203ZM16 83V82H15ZM37 83V82H36ZM57 83H58V81H57ZM65 83V82H64ZM72 83V82H71ZM77 83H79V82H77ZM140 83V82H139ZM148 83V82H147ZM184 83H186L185 84V86H186V90L190 93V91L192 92L194 89H192L191 90V85H190V83L191 82H184ZM194 84H195V82H193ZM199 83V82H198ZM33 83H31V85H32ZM34 84H35V82H34ZM51 84V83H50ZM59 84V83H58ZM63 84V83H62ZM70 84V83H69ZM73 84H74V82H73ZM81 84V83H80ZM84 84V83H83ZM149 84V83H148ZM150 84H151V82H150ZM155 84V83H154ZM160 84V83H159ZM162 84H163V82H162ZM234 84V83H233ZM1 85H3V83L1 84ZM26 85H27V83H26ZM66 85V84H65ZM79 85V84H78ZM139 85V84H138ZM196 85V84H195ZM194 85V86H195ZM198 85V84H197ZM11 86V85H10ZM12 86H13V84H12ZM30 86V85H29ZM49 86V85H48ZM52 86V85H51ZM54 86V85H53ZM63 86V85H62ZM62 86L61 85H57V87L58 88H54V91H52V92H50V93H48L47 95H45L44 97H42V98H40V99H38L37 97L35 98V99H37L40 103H42L43 104V102H46V103H52V105L53 104H55V103H57L59 100H60V98H61V95H63L62 93H64L63 92V88H62ZM70 86H72V85H70ZM75 86V85H74ZM77 86V85H76ZM235 85H233V87H234ZM240 86V85H239ZM14 87H15V84H14ZM78 87V86H77ZM81 87V86H80ZM159 87V86H158ZM161 87V86H160ZM159 87V88H160ZM163 87V86H162ZM232 87V88H233ZM0 88H2V87H0ZM65 88V87H64ZM70 88V87H69ZM69 88L67 89V91L69 90ZM72 88V87H71ZM83 88V87H82ZM135 88V87H134ZM133 88V89H134ZM157 88V87H156ZM188 88H190V89H188ZM223 88V87H222ZM229 88V87H228ZM97 89V90H98ZM132 89V90H133ZM150 89H153V88H150ZM234 89H236V88H234ZM239 89V88H238ZM241 89V88H240ZM72 90V89H71ZM81 90V89H80ZM131 90V89H130ZM137 90V89H136ZM136 90H134V91H136ZM163 90V89H162ZM220 90V89H219ZM223 90H224V88H223ZM228 90V89H227ZM232 90V89H231ZM20 91V90H19ZM45 91V90H44ZM67 91H66V93H67ZM79 91V90H78ZM85 91H87V90H85ZM100 91V90H99ZM129 91V90H128ZM157 91V90H156ZM195 91H196V89H195ZM215 91V90H214ZM216 91H218V90H216ZM229 91V90H228ZM37 92V91H36ZM69 92V91H68ZM88 92V91H87ZM153 92H155V88H154V91ZM159 92V91H158ZM161 92V91H160ZM162 92H166V91H162ZM187 92V93H188ZM223 92H225V91H223ZM72 93V92H71ZM83 93H85L84 91H83ZM90 93V92H89ZM102 93V92H101ZM156 94H157V92H155ZM188 93V94H189ZM196 93V92H195ZM198 93V92H197ZM211 93H213V92H211ZM216 93V92H215ZM220 93V92H219ZM226 93V92H225ZM240 93V92H239ZM69 94V93H68ZM73 94H74V92H73ZM81 94H82V92H81ZM81 94L79 95V98H80V96H81ZM88 94V93H87ZM96 94H97V92H96ZM143 94V93H142ZM154 94V93H153ZM193 94H194V91H193ZM205 94H207V93H205ZM221 94V93H220ZM200 95V94H199ZM198 95V96H199ZM208 95V94H207ZM212 95V94H211ZM243 95V94H242ZM3 96V95H2ZM66 96V95H65ZM64 96V97H65ZM83 96V95H82ZM81 96V97H82ZM89 96V95H88ZM92 96V97H93ZM142 96V95H141ZM144 96H145V94H144ZM143 96V97H144ZM155 96H157V95H155ZM161 96V95H160ZM162 96H164L163 94H162ZM193 96V95H192ZM195 96V95H194ZM193 96V97H194ZM197 96V95H196ZM210 96V95H209ZM214 96V95H213ZM213 96H211V98H213ZM221 96V95H220ZM240 96V95H239ZM5 97V96H4ZM64 97H63V99H64ZM68 97V96H67ZM67 97H66V99H67ZM70 97V96H69ZM72 97V96H71ZM75 97V96H74ZM200 98H205L206 99V96L204 95V93H203V95H200L199 96ZM198 97V99H200ZM238 97V96H237ZM241 98H242V96H240ZM0 98H1V96H0ZM3 98V97H2ZM88 99V101H90L89 99H91V97H87ZM160 98V97H159ZM196 98V97H195ZM208 98V97H207ZM215 98V97H214ZM223 97H221V99H222ZM11 99V98H10ZM10 99H9V101H10ZM66 99H65V102H67L66 101ZM75 99H77V97L75 98ZM92 99V100H93ZM120 99V101H118ZM136 99H137V97H136ZM161 99V98H160ZM209 99V98H208ZM219 99V97L218 96H216V99L215 100H218ZM13 100V99H12ZM69 100H71L70 98H69ZM86 100V99H85ZM145 100V99H144ZM197 100V99H196ZM214 100V101H215ZM239 102H240V99H237ZM64 101V100H63ZM72 101V100H71ZM74 101V100H73ZM82 102H83V100H81ZM191 101V100H190ZM220 101H222V100H220ZM237 101V102H238ZM241 101H242V99H241ZM11 102V101H10ZM15 102V101H14ZM13 102V103H14ZM20 102V101H19ZM76 102V101H75ZM78 102H79V100H78ZM77 102V103H78ZM85 102V101H84ZM83 102V103H84ZM91 102V101H90ZM90 102H89V105H91L90 104ZM148 102V101H147ZM197 102V101H196ZM196 102H195V104H196ZM204 102V101H203ZM209 102H210V100H209ZM2 103H3V101H2ZM6 103H7V100H6ZM9 103V102H8ZM38 104V105H42V104ZM70 103V102H69ZM76 103V104H77ZM81 103V102H80ZM82 103V104H83ZM88 103V102H87ZM86 103V104H87ZM96 103V102H95ZM138 103V102H137ZM139 103H140V105H139V108H140V106H144V104H143V102H142V100L140 99L139 100ZM202 103V102H201ZM205 103V102H204ZM208 103V102H207ZM211 103H213V102H211ZM221 103V102H220ZM23 104V103H22ZM58 104V103H57ZM62 104V103H61ZM64 104H68V102L67 103H64ZM75 104V105H76ZM200 104V103H199ZM210 104V103H209ZM5 105V104H4ZM36 105V104H35ZM63 105V104H62ZM74 105V106H75ZM88 104H87V106H89ZM187 105H189V104H186V106ZM194 105V104H193ZM192 105V106H193ZM215 105V104H214ZM214 105H212V106H214ZM216 105H218V104H216ZM215 105V106H216ZM16 105H14V104H12L11 105V103H10V105H7V106H2V107H0V163H2V161L3 160H5V159H7L6 157H7V155L9 154V152L10 151H12L13 149H15V147L17 148V146L16 145H14V143L15 142H17V141H19V140H21L22 138H24L25 137V134L27 135V131L29 132V130L31 131V130H34L35 128V126L34 125H26V124H22V127H21V124H20V120H19V118H17V114H14L13 113V111L15 112L16 111ZM23 106V105H22ZM21 106V107H22ZM37 106V105H36ZM54 106V105H53ZM52 106V107H53ZM67 106H69L70 107V105H67ZM73 106V105H72ZM190 106V105H189ZM196 106H198L199 107V105H197L196 104ZM196 106H194L195 108H196ZM202 106V105H201ZM20 107V108H21ZM40 107V106H39ZM46 107H49V106H46ZM60 107V106H59ZM63 107V106H62ZM66 107V106H65ZM83 107V106H82ZM188 107V106H187ZM194 107H192V108H194ZM203 107H205V106H203ZM24 109H25V107H23ZM43 108H44V106H43ZM61 108V107H60ZM85 108H86V106H85ZM90 108V107H89ZM88 108V109H89ZM149 108V107H148ZM191 108V107H190ZM200 108V107H199ZM42 109V108H41ZM47 109V108H46ZM69 109V108H68ZM71 109H72V107H71ZM74 109V108H73ZM78 109V108H77ZM76 109V110H77ZM116 109V108H115ZM149 109H151V108H149ZM184 109H186V108H184ZM196 109H198V108H196ZM26 110V109H25ZM66 110H67V108H66ZM90 110H91V108H90ZM143 110H144V107H143ZM141 111V112H144V111ZM147 110V109H146ZM145 110V112L147 113V111ZM187 110V109H186ZM194 110V109H193ZM199 110V109H198ZM61 111H63V110H61ZM65 111V110H64ZM68 111H70V110H68ZM67 111V112H68ZM89 111V110H88ZM113 111V110H112ZM150 111V110H149ZM148 111V112H149ZM183 111V110H182ZM181 111V112H182ZM195 111V110H194ZM203 111V110H202ZM201 111V112H202ZM34 112H36V111H34ZM37 112H38V110H37ZM71 112V111H70ZM70 112H68V113H70ZM90 112V111H89ZM136 112V111H135ZM192 112V111H191ZM190 112V113H191ZM200 112V111H199ZM7 113H13L12 115L10 114V115H8ZM21 113V112H20ZM44 113V112H43ZM88 113V112H87ZM91 113V114H92ZM187 113V112H186ZM189 113V112H188ZM6 114L8 115V116H6ZM36 114V113H35ZM132 114V113H131ZM133 114H134V112H133ZM194 114V113H193ZM24 115V114H23ZM30 115V114H29ZM27 116L26 117V115H24L23 117H22V122H24L26 119H28V118H30V116ZM75 115H77V114H75ZM88 115V114H87ZM128 115V114H127ZM183 115V114H182ZM181 115V116H182ZM188 115V114H187ZM186 115V116H187ZM191 115H192V113H191ZM53 116H55V115H50L49 116V114H47L46 112L43 114V118H45L47 121L49 120V121H51L54 117ZM72 116V115H71ZM78 116V115H77ZM77 116H75V117H77ZM123 116V115H122ZM134 116V115H133ZM139 116H141V114L139 113V112H136L135 113V116H134V118L137 120V122L138 123H136V122H134V123H136V124H139L140 123V120L138 121V119H139ZM149 116H150V114L148 115V118H149ZM185 116V115H184ZM183 116V117H184ZM41 117V116H40ZM40 117H38V118H40ZM79 117V116H78ZM89 116H87V119H89L88 118ZM107 117V116H106ZM113 117H114V115H113ZM124 117V116H123ZM122 117V118H123ZM145 117H147V116H145ZM190 117V116H189ZM195 117V116H194ZM48 118H50V119H48ZM56 118V117H55ZM61 118V117H60ZM60 118H59V120H60ZM125 118V117H124ZM129 118V117H128ZM141 118H143L142 116H141ZM140 118V119H141ZM182 118V117H181ZM178 119V116H177V121H176V123H177V125H175V127L177 126V128L180 126V128L182 127L181 125L182 124H184L185 122H186V125H187V123L189 122V120L187 121V119H188V117H187V119H185V118H183V119ZM217 118V117H216ZM42 119V118H41ZM40 119V120H41ZM44 119V120H45ZM64 119H66L65 117H64ZM73 119H74V116H73ZM104 119H105V117H104ZM129 119H131V118H129ZM144 119V118H143ZM147 119V118H146ZM191 120H193L192 118H190ZM57 120V119H56ZM90 120H91V118H90ZM95 120H96V118H95ZM98 120V119H97ZM100 120V119H99ZM134 120V119H133ZM150 120V119H149ZM37 121V120H36ZM39 121V120H38ZM43 121V120H42ZM46 121V122H47ZM53 121H54V119H53ZM91 121H93V120H91ZM109 121V120H108ZM107 121V122H108ZM124 122L126 121V119H124L123 120ZM142 121V120H141ZM146 121H148V120H146ZM29 122H31V121H29ZM57 122V121H56ZM96 122V121H95ZM101 122V121H100ZM121 122H122V120H121ZM120 122V123H121ZM128 122H131V121H128ZM34 123H35V121H34ZM60 123V122H59ZM98 123V122H97ZM109 123V122H108ZM127 123V122H126ZM125 123V124H126ZM144 123H146V122H144ZM190 123V122H189ZM37 124V123H36ZM89 124V123H88ZM92 124H93V122H92ZM91 124V125H92ZM141 124V123H140ZM139 124V125H140ZM43 125V124H42ZM41 125V126H42ZM52 125V124H51ZM55 125V124H54ZM85 125V124H84ZM103 125V124H102ZM104 125H105V121H104ZM124 125V124H123ZM131 125V124H130ZM133 125V124H132ZM131 125V126H132ZM142 125H146V124H142ZM39 126V125H38ZM40 126V127H41ZM44 126V125H43ZM50 126V125H49ZM57 126V125H56ZM87 126V125H86ZM96 126V125H95ZM130 126V127H131ZM134 126V125H133ZM147 126V125H146ZM145 126V127H146ZM58 127V126H57ZM93 127H94V125H93ZM169 127H172V126H169ZM168 127V128H169ZM175 127H174V125H173V128H174V130H175ZM255 127V126H254ZM36 128H37V126H36ZM39 128V127H38ZM143 128V127H142ZM251 128V127H250ZM43 129V128H42ZM44 129H45V127H44ZM47 129V128H46ZM52 129V128H51ZM83 129H84V127H83ZM138 129H140L139 127H138ZM144 129V128H143ZM170 129V128H169ZM172 129V128H171ZM171 129H170V131H171ZM37 130V129H36ZM35 130V131H36ZM41 129H38V131L39 132H41L40 131ZM94 130V129H93ZM92 129H91V131H93ZM95 130H96V127H95ZM123 130V132H124V128L122 129ZM128 130V129H127ZM153 130V129H152ZM154 130H156V129H154ZM158 130V129H157ZM165 130H167V129H165ZM243 130V129H242ZM245 130H246V128H245ZM255 130V129H254ZM35 131H34V133H35ZM46 131V130H45ZM45 131H44V133H45ZM48 132H49V130H47ZM52 131V130H51ZM54 131H55V129H54ZM54 131H53V134H55L54 133ZM84 131H86V130H84ZM89 131H90V129H89ZM126 131V130H125ZM139 131V130H138ZM237 131H239V130H236V132ZM244 131V130H243ZM242 131V132H243ZM82 132H83V130H82ZM95 132V131H94ZM98 132H99V130H98ZM127 132V131H126ZM125 132V133H126ZM135 132H137V130L135 131ZM140 132V131H139ZM143 132H144V130H143ZM142 132V133H143ZM154 132V131H153ZM175 132V131H174ZM241 132V133H242ZM247 132H249V131H247ZM246 132V134L245 135H248V133ZM31 133V132H30ZM88 133V132H87ZM132 133V132H131ZM138 133V132H137ZM141 133V132H140ZM139 134V135H137L136 133H135V135H137V141L135 142V144H131L130 142L132 141V139H131V141L130 142H125V141H127L125 138H124V136H123V141H124V139H125V141L123 142V144H122V147H121V149L119 150V152H118V154H117V156H118V158H119V160L121 161V159H126V160H130L133 156H134V154H136V152L139 150V149H141V147L142 146H145L146 147V145H150L149 146V148L151 147L152 148V150H153V152H156L157 151V149L161 146V144L164 142V141H167L166 139H168L169 137H167L168 136V131H163V132H161L160 134H158L157 135V132H156V136L153 138V136H151V135H149V136H151V138H153V140L151 141L150 139H148L149 137H148V135L147 134ZM145 133H148V132H145ZM151 133V132H150ZM173 133V132H172ZM241 133H240V135H241ZM250 133V132H249ZM47 134V133H46ZM80 135H81V133H79ZM86 134V133H85ZM84 133L82 134V136L83 135H85ZM88 134H90V133H88ZM127 134V133H126ZM132 134H134V133H132ZM131 134V135H132ZM153 134V133H152ZM174 134V133H173ZM186 134V133H185ZM235 134H237V133H235ZM238 134H239V132H238ZM33 135H35V134H33ZM33 135H32V137H33ZM52 135V134H51ZM58 135V134H57ZM78 135V134H77ZM87 135V134H86ZM95 135V134H94ZM130 135V136H131ZM135 135H134V137H135ZM171 135V134H170ZM182 135H184V134H182ZM253 135V134H252ZM37 136V135H36ZM97 136H99L100 137V135L99 134H97ZM133 136V135H132ZM251 136V135H250ZM49 137H51V136H49ZM55 137V136H54ZM91 137V136H90ZM125 137H127V136H125ZM181 137V136H180ZM185 137V135L183 136V138ZM187 137V136H186ZM237 137V136H236ZM248 137H249V135H248ZM37 138L38 139H34V137H33V140H35L34 141V144H32V145H30V146H37L38 145V147H39V145H41L40 143H43V142H47L48 140H49V138L47 137V135H40L39 137L37 136ZM77 138V137H76ZM75 138V139H76ZM78 138H79V135H78ZM88 138V137H87ZM92 138V137H91ZM90 138V139H91ZM95 138H96V136H95ZM133 138V137H132ZM178 138V137H177ZM182 138V139H183ZM216 138V137H215ZM243 138H245L244 136H243ZM31 139V138H30ZM52 139V138H51ZM55 139L56 140H58L59 139V137L57 136V137H55ZM80 139H85V138H81V136H80ZM122 139V138H121ZM144 139V140H143ZM171 139V138H170ZM169 139V140H170ZM187 139V138H186ZM237 139V138H236ZM238 139H240L239 137H238ZM246 139H247V137H246ZM258 139V138H257ZM62 140V139H61ZM98 140V139H97ZM133 140H134V138H133ZM136 140V139H135ZM184 140H185V138H184ZM190 140V139H189ZM219 141H221L220 139H218ZM243 140V139H242ZM251 140H252V138H251ZM52 141V140H51ZM76 141V140H75ZM75 141H73V142H75ZM92 141H94V140H92ZM91 141V142H92ZM99 141H100V139H99ZM98 141V142H99ZM122 141V140H121ZM181 141V140H180ZM179 141V142H180ZM228 141V140H227ZM240 141V140H239ZM238 141V142H239ZM249 141V140H248ZM26 142V141H25ZM78 142V141H77ZM77 142H75V143H77ZM85 142V141H84ZM88 142V141H87ZM90 142V141H89ZM96 142V141H95ZM178 142V143H179ZM182 142V141H181ZM185 142H186V140H185ZM242 142V141H241ZM244 142H245V140H244ZM243 142V143H244ZM250 142H252V141H250ZM254 142V141H253ZM82 143V142H81ZM80 142H79V144H81ZM165 144H166V142H164ZM218 143V142H217ZM236 143V142H235ZM240 143V142H239ZM248 143V142H247ZM19 144H20V142H19ZM19 144H18V146H19ZM30 144V143H29ZM78 144V143H77ZM84 144V143H83ZM95 144V143H94ZM94 144H92L93 145V147H94ZM182 144H183V142H182ZM181 144V145H182ZM251 144V143H250ZM21 145V144H20ZM28 145V144H27ZM43 145V144H42ZM66 145V144H65ZM236 145H238V147H239V145L240 144H238V143H236ZM247 145V144H246ZM252 145V144H251ZM264 145V144H263ZM25 146V145H24ZM84 148V150L85 149H88V150H90V151H88V150H85V151H88V152H86V161H90L91 163H92V160H93V156H92V154L94 153V151H93V148H92V146L91 145H89V144H87V145H82ZM99 146H100V144H99ZM98 146V147H99ZM183 146V145H182ZM185 146V145H184ZM208 146V145H207ZM211 146H212V144H211ZM211 146H209V147H207V148H210ZM243 146V145H242ZM249 146V145H248ZM248 146H246V147H248ZM41 147H43V146H41ZM72 146H70L69 148H71ZM74 147H75V145H74ZM76 147H77V145H76ZM162 147V146H161ZM196 146H194V148H195ZM213 147V146H212ZM241 147V146H240ZM244 147H245V145H244ZM12 148V149H11ZM26 148V147H25ZM27 148H28V146H27ZM69 148H68V151H70L71 152V150H69ZM78 148V147H77ZM182 148H184V147H182ZM193 148V147H192ZM203 148H204V144H203ZM206 147L204 148V150L205 149H207ZM214 148V147H213ZM243 148V147H242ZM20 149H22V148H20ZM19 149V150H20ZM33 149V148H32ZM35 149V148H34ZM33 149V150H34ZM73 149H75V148H72V150ZM80 149H82L81 148V146H80ZM162 149V148H161ZM177 149V148H176ZM186 149V148H185ZM214 149H216V148H214ZM214 149H212V150H214ZM237 149V148H236ZM239 149V148H238ZM29 150V149H28ZM31 150V149H30ZM97 150V149H96ZM96 150H95V152H96ZM178 150V149H177ZM180 150H182V149H180ZM201 150V149H200ZM209 150V152L211 151L210 149H208ZM208 150H205L204 152H208ZM217 151H218V149H216ZM234 150V149H233ZM245 150H246V148H245ZM64 151V150H63ZM63 151H62V148H61V150L59 151V152H56V151H52V152H49V153H47V151L45 150V151H43L42 153H41V155H43V157L41 158V157H39V158H41V161H42V165H40V166H35V168H33L32 169V164H30L31 166V168L29 167V161L27 160V159H25V157H24V159L25 160H21V161H23V164L21 163V162H17V163H14L13 165H11V166H9L10 168L12 167V170H13V172L12 173H7V175L6 176H4V177H2L3 179H1V181H0V188L2 189V191L3 190H5V192H7L8 193V191H6V189H10V188H14L15 189V191H16V193H15V195H16V197L13 199V201H14V203H20V202H23V201H25V200H28V199H30V200H32L33 198H34V196L36 197V195H37V193L39 192V191H42V190H44V189H46V191H47V189L48 190H52L53 192H52V199H51V203H50V201L49 202H45V201H43V200H41V203L42 204H44V207H43V209H42V211H39L38 213H37V215H35L34 216V219H32V220H29V222H28V220H27V218H24L23 217V221L22 222H20L21 224H23V227L24 228H26V227H33L34 226V224L35 225H37L36 226V228L38 227V225L39 224H41V223H43L45 220H46V218L48 217V216H51V215H57V214H60L59 216H60V218H58L57 216V219H58V221H57V219H56V221L57 222H55L54 223V225H53V227H52V229L50 230V231H48L47 230V233L43 236V235H41L40 237H44L43 239H44V241H42V242H40L41 243V248L43 247V248H45V250H47L48 249V247H54V246H56V247H59V249H61L60 248V246L62 247V243H60V242H57L58 240H55L56 238L58 239V237H61V238H67V240H68V238H70L71 239V237L73 236V235H75L74 237H76V235H78V233L80 234L79 235V237L77 238V239H75V242L76 243H83L84 242V240L86 241V236L88 235L89 236V232H90V228L92 227V229H93V226L96 224V221H97V213L95 212V210H94V208H93V203H92V207H91V202H90V198L94 195H96V194H98L99 193V190H100V188L99 187H101L100 185H99V180L101 179H97L98 178V176H97V174H96V172H95V169H88L87 167V176H86V180H85V182H83V184L82 185H79V184H81L82 182H80L79 184H77V185H73V186H69V185H66V184H63L62 183V180L64 181V180H66V176H69V175H71V174H69V171H67L66 172V170H68L66 167H63L62 166V171H61V169H60V171L58 170V171H56V170H54L53 168H52V164H55V163H57V162H61V161H64V154H63ZM67 151V152H68ZM80 150H78V152H79ZM82 151V150H81ZM173 151H175V150H173ZM220 151V150H219ZM222 151H223V149H222ZM234 151H237V150H234ZM234 151H232V152H234ZM241 151V149L239 150V152ZM242 151H243V149H242ZM246 151H248V150H246ZM18 152V151H17ZM23 152V151H22ZM26 152V151H25ZM66 152V151H65ZM186 152V151H185ZM203 152V149H202V151H201V153H199V149H198V152L197 151H195V152H190V151H188L186 154H182L183 156L182 157H180V159H178V162H177V167L175 168V172L174 173H176L177 174V179L176 180H173V181H177V195H176V197H177V199H180L178 202H179V204L177 205V208L174 210L173 209V211H172V213L169 215L168 214V217H165V219H163V220H153V221H156L152 226H150V228L152 227V231H155V233H156V231H160V230H162V231H168L169 232V230H170V232H172L171 234V236L173 237L172 239H177V241H175L174 240V243L175 242H177V264H203V262H202V260H203V258H206V257H208L207 256V251L210 249V247L211 246H215L216 248V250H215V252L213 251L212 253H210V255H217L218 257H221L222 255H225V254H227L228 255V257H226V258H223V257H221V259H220V261H219V264H264V242H262L263 243V245L261 246V247H257L256 246V244H254L253 245V243L255 242H257L258 240H263L264 241V226H263V224H264V222H263V224H262V226H263V230L262 229H259V228H255V226L257 225V224H259L261 221H264V198H263V196H264V190L261 192L262 194H260L259 196H260V199L259 198H256V195L255 194H252V191L253 190H251V187H250V182L248 183V182H245V183H247V187L249 186V188H247V193L246 194H241L240 193V196H238L239 194H237V196L236 197H233V201H235L234 202V204H232V202H230L231 203V205H233V206H228V208H230V207H232V208H238L239 206H244V208H243V212H240V213H236L235 211L237 210H235L234 212H230L229 211V209L228 210H226L225 209V206H223V205H221V203H222V200H223V198L222 199H220L221 197H215L214 195V189H216V185H215V181H213V179H214V177H215V173H214V171H217V170H214L213 168H212V165H211V162L212 161H210V157L211 156H213L212 155V153H211V156L209 157L208 155L209 154H207V152L206 153H204ZM214 152H216V151H214ZM225 152V151H224ZM230 152V151H229ZM21 153V152H20ZM73 153H75V152H73ZM72 153V154H73ZM77 153V152H76ZM75 153V154H76ZM83 153H84V151H83ZM97 153V152H96ZM117 153V152H116ZM139 153V152H138ZM222 153V152H221ZM12 154V153H11ZM33 154V153H32ZM67 154V153H66ZM82 154V153H81ZM156 154H157V152H156ZM181 154V153H180ZM216 154V153H215ZM218 154V153H217ZM10 155V154H9ZM15 155V154H14ZM68 155V154H67ZM69 155H71V153L69 154ZM148 155H149V152H148ZM152 155V154H151ZM173 155V154H172ZM177 155H179L178 153H177ZM207 155V156H206ZM233 156H234V153L232 154ZM231 155V156H232ZM237 155V154H236ZM242 156H243V154H241ZM240 155V156H241ZM247 155V154H246ZM18 156H19V154H18ZM72 156V155H71ZM70 156V157H71ZM96 156V155H95ZM94 156V157H95ZM175 156H176V154H175ZM181 156V155H180ZM220 156H221V154H220ZM231 156H230V158H231ZM238 156V155H237ZM245 156V155H244ZM10 157V156H9ZM35 157V156H34ZM157 157V156H156ZM215 157V156H214ZM236 157V156H235ZM248 157V156H247ZM13 158V157H12ZM178 158V157H177ZM233 158V157H232ZM240 158V157H239ZM8 159H10V158H8ZM7 159V160H8ZM69 159V158H68ZM71 159V158H70ZM81 159V158H80ZM214 159V158H213ZM223 159V158H222ZM221 159V160H222ZM235 159V158H234ZM241 159V158H240ZM248 159V158H247ZM224 160V159H223ZM221 161V162H227L228 163V161H227V158L224 160V161ZM229 160V159H228ZM242 160H243V157H242ZM66 161V160H65ZM82 161V160H81ZM125 161V160H124ZM132 161V160H131ZM130 161V162H131ZM214 161V160H213ZM233 161V160H232ZM10 162V161H9ZM34 162V161H33ZM32 162V163H33ZM40 162V161H39ZM84 162V161H83ZM87 162V163H88ZM118 162V161H117ZM221 162H220V164H221ZM231 162V161H230ZM230 162L228 163V164H230ZM234 162V161H233ZM31 163V162H30ZM62 163V162H61ZM65 163V162H64ZM74 163V162H73ZM76 163H77V161H76ZM119 163V162H118ZM128 163V162H127ZM126 163V164H127ZM236 163V162H235ZM249 163V162H248ZM5 164H7V163H5ZM37 164V163H36ZM41 164V163H40ZM66 164V163H65ZM71 164V163H70ZM85 164V163H84ZM83 164V165H84ZM96 164H97V161H96ZM125 164V166L127 167V165ZM130 164H133V163H130ZM220 164H218V166H220ZM228 164H227V166H228ZM57 167H58V165L57 164H55ZM68 165H69V163H68ZM73 165V164H72ZM79 165H80V162H79ZM88 165V164H87ZM90 165V164H89ZM93 165H94V162H93ZM92 165V166H93ZM226 165V164H225ZM78 166V165H77ZM132 166V165H131ZM160 166V165H159ZM226 166V167H227ZM235 166H236V164H235ZM34 167V166H33ZM61 167V166H60ZM85 167V166H84ZM90 167V166H89ZM96 167V166H95ZM129 167V166H128ZM127 167V168H128ZM73 168V167H72ZM85 168V169H86ZM93 168V167H92ZM216 168H218L217 166H216ZM233 168V167H232ZM236 168V167H235ZM237 168H238V166H237ZM1 170H3L2 171V173H5L6 171H8V168H6V167H4V166H1V168H0ZM70 169H71V166H70ZM74 169H75V167H74ZM97 169V168H96ZM224 169V168H223ZM239 169H240V167H239ZM73 170V169H72ZM79 170V169H78ZM77 170V171H78ZM214 170V171H213ZM220 170H222V169H220ZM224 170H226V168L224 169ZM236 170V169H235ZM9 171H10V169H9ZM126 171V170H125ZM129 171V170H128ZM255 171V170H254ZM256 171H259V170H256ZM74 172H76V171H74ZM73 172V173H74ZM79 172V171H78ZM81 172V171H80ZM218 172V171H217ZM225 172V171H224ZM253 172V171H252ZM69 175H68V174ZM70 173H72V171L70 172ZM164 173H165V171H164ZM219 173V172H218ZM258 173V172H257ZM1 174V173H0ZM76 174H77V172H76ZM84 174H85V171H84ZM158 174V173H157ZM251 174V173H250ZM155 175V174H154ZM167 175V174H166ZM257 175V174H256ZM264 175V174H263ZM72 176H74V174L72 175ZM80 176H82V174H80V175H77V177L76 178H79V180H81L82 179V177H81V179H80ZM172 176H174V175H171V177ZM222 176V175H221ZM229 176V175H228ZM156 178H154L151 182H149V184H147V186H146V188H145V190L144 191H141L139 194H137L138 195V197H134L132 200H128L127 202H126V209H124V210H119V211H117V213H116V215L114 216V217H112L111 215V217H112V219L111 220H108L109 221V223H108V228L109 227H116V230H117V227L121 224V226H122V224L123 223H125V225H126V222H128L129 223V225H130V227L131 228H134L133 230H135V228H137L138 226H140L139 225V222H138V220L139 219H141V218H139V215H141V214H139L140 212H141V210L146 206V205H148V207H149V204L151 203V202H156L157 200H158V196H159V194L162 192V189H164L163 188V185L165 184V180L163 179L164 178V176L162 175V174H160V172H159V174L157 175V176H155ZM257 177V176H256ZM71 178V177H70ZM74 178V177H73ZM75 178V179H76ZM172 178H174L175 179V177H172ZM232 178V177H231ZM258 178H260V177H258ZM258 178H256V179H258ZM67 179H68V177H67ZM72 179V178H71ZM70 179V180H71ZM166 179V178H165ZM169 179V178H168ZM239 179V178H238ZM262 179V178H261ZM78 179H76V181H77ZM84 180V178L81 180V181H83ZM99 182H98V181ZM171 178H170V186H171V184L173 183V181L171 182ZM240 180V179H239ZM72 181H73V179H72ZM71 181V182H72ZM169 181V180H168ZM168 181H166L167 183H168ZM224 181V180H223ZM227 181V180H226ZM229 181V180H228ZM231 181V180H230ZM229 181V182H230ZM243 181V180H242ZM248 181V180H247ZM259 182H260V179L258 180ZM75 182V181H74ZM145 182H147V181H145ZM222 182V181H221ZM240 182V181H239ZM254 182V181H253ZM258 182V183H259ZM73 183V182H72ZM175 183V182H174ZM216 183H217V181H216ZM225 183V182H224ZM223 183V184H224ZM251 183H252V180H251ZM67 184H68V182H67ZM144 184H146V183H144ZM219 184V183H218ZM217 184V185H218ZM223 184L222 183H220V187L221 186H223ZM237 184H238V181H237ZM242 184V183H241ZM256 184H257V182H256ZM66 185V186H65ZM72 185V184H71ZM227 185V184H226ZM244 185V184H243ZM246 185V184H245ZM253 185H254V183H253ZM258 185V184H257ZM33 186V188H31ZM170 186L167 188V189H169L170 188ZM228 186V185H227ZM227 186H226V189H227ZM230 186V185H229ZM233 186H234V183H233ZM238 186H239V184H238ZM197 188V190H199V192H198V195H196L197 194V192H195V190H190V188ZM224 187V186H223ZM242 187H245V186H242ZM256 187V186H255ZM84 188H85V190H84ZM165 188V189H166ZM229 188V187H228ZM246 188V187H245ZM264 188V187H263ZM262 188V189H263ZM13 189V190H14ZM218 189H220V188H218ZM222 189V188H221ZM244 189V188H243ZM259 189V188H258ZM261 189V190H262ZM89 190H92V192L94 193V194H91V195H89ZM106 190L108 191L109 189H108V186H106ZM244 190H246V189H244ZM1 191V192H2ZM12 191V190H11ZM10 191V192H11ZM45 191V190H44ZM171 191V190H170ZM176 190H174V192H175ZM227 191V190H226ZM255 191V190H254ZM258 191V190H257ZM9 192V193H10ZM166 192V191H165ZM173 192V195L175 194ZM241 192V191H240ZM242 192H243V190H242ZM256 192V191H255ZM46 193V192H45ZM163 193V192H162ZM196 193V194H195ZM238 193H239V191H238ZM1 194L2 193H0V196H1ZM4 194V193H3ZM41 193H39V195H40ZM50 194V193H49ZM164 194V193H163ZM167 194V193H166ZM170 194V193H169ZM168 194V195H169ZM225 194V193H224ZM39 195H38V197H39ZM48 195V194H47ZM46 194H45V197L47 196ZM100 195H101V193H100ZM171 195V194H170ZM231 195V194H230ZM41 196V195H40ZM43 196H44V194H43ZM49 196V195H48ZM93 196V197H94ZM163 196V195H162ZM175 196V195H174ZM234 196H235V194H234ZM97 197V196H96ZM99 197V196H98ZM100 197H102V196H100ZM171 197V196H170ZM169 197V198H170ZM262 197V198H261ZM10 198V197H9ZM49 198V197H48ZM127 198V197H126ZM225 198V197H224ZM125 199V198H124ZM163 199H164V197H163ZM50 200V199H49ZM94 200V199H93ZM97 200V199H96ZM126 200V199H125ZM231 200V196L229 197V201ZM13 201H12V203H13ZM33 201H35V202H37V200H33ZM33 201H32V203H33ZM39 201V200H38ZM92 201V200H91ZM101 201H102V199H101ZM121 201H122V199H121ZM120 201V202H121ZM229 201H228V204H229ZM226 202V201H225ZM13 203V204H14ZM38 203V202H37ZM95 203V202H94ZM101 203V202H100ZM22 204V203H21ZM98 204V203H97ZM102 204H103V201H102ZM152 204V203H151ZM155 204H157V205H159L157 202L155 203ZM227 204V203H226ZM3 205H4V203H3ZM2 205V206H3ZM12 205V204H11ZM19 205V204H18ZM64 205H66L67 207L66 208H63V206ZM121 205V204H120ZM153 205V204H152ZM100 206V205H99ZM122 206V205H121ZM38 207V206H37ZM95 207V206H94ZM156 207V206H155ZM7 208H8V205H7ZM11 208V207H10ZM21 208V207H20ZM77 208H82V211H79L80 213H79V215H77V217H76V219H72L71 220V217H72V215H73V213L72 212H74L73 210H75V209H77ZM123 208V207H122ZM152 208V207H151ZM78 209V210H79ZM100 209V208H99ZM172 209V208H171ZM170 209V210H171ZM4 210H5V208H4ZM11 210V209H10ZM77 210V211H78ZM145 210V209H144ZM146 210H147V208H146ZM231 210V209H230ZM6 211V210H5ZM8 211V210H7ZM16 212H17V210H15ZM15 211H14V213H15ZM32 211H35V210H32ZM149 211V210H148ZM239 211V210H238ZM206 212V213H205ZM75 213H76V211H75ZM100 213V212H99ZM119 213V214H118ZM147 213V212H146ZM165 213H168L167 211L165 212ZM164 213V214H165ZM170 213V212H169ZM206 214V219L204 220L203 218H202V215L203 214ZM12 215V214H11ZM30 215H32V214H30ZM143 215L145 216V214L143 213ZM110 216H109V218H110ZM144 216H143V218H144ZM161 216V215H160ZM160 216H159V218H160ZM163 216V215H162ZM166 216H167V214H166ZM10 217V216H9ZM30 217V216H29ZM55 216H53V218H54ZM55 217V218H56ZM75 218V217H74ZM157 218V217H156ZM7 220V219H6ZM99 220V219H98ZM143 220V219H142ZM5 221V219H2L1 221H0V223L1 222H4ZM9 222V221H8ZM24 222V223H23ZM99 222V221H98ZM141 222V221H140ZM81 223H83L84 225H81ZM148 223H151L150 221L148 222ZM173 223H177V232L172 228V224ZM44 224H45V222H44ZM2 225V224H1ZM4 225V224H3ZM9 225H10V223H9ZM20 225V224H19ZM29 225V226H28ZM43 225V224H42ZM41 225V226H42ZM128 225V224H127ZM127 225H126V227H127ZM148 224H146L145 226H147ZM259 225H261V223L259 224ZM258 225V226H259ZM5 226V225H4ZM3 226V227H4ZM8 226V225H7ZM12 226V225H11ZM21 226V225H20ZM120 226V227H121ZM145 226H144V229H145ZM261 226V227H262ZM39 227H40V225H39ZM107 227H105V228H107ZM141 227V226H140ZM260 227V228H261ZM1 228V227H0ZM10 228V227H9ZM13 228V227H12ZM35 228V227H34ZM122 228V227H121ZM124 228V227H123ZM139 228V227H138ZM252 228H255L254 230L255 231H249V232H247L248 230H251ZM31 229V228H30ZM30 229H26L27 231H29ZM91 229V230H92ZM96 229V228H95ZM112 230H113V228H111ZM119 229V228H118ZM126 229V228H125ZM127 229H128V227H127ZM141 229V228H140ZM149 229V228H148ZM112 230H111V232H112ZM115 230V231H116ZM131 230V229H130ZM146 230V229H145ZM23 231V233H25L24 232V230H22ZM93 231V230H92ZM96 231V230H95ZM129 231V230H128ZM147 231V230H146ZM15 232V231H14ZM42 232V231H41ZM45 232V231H44ZM98 232V231H97ZM97 232H95L96 234H97ZM137 232H138V230H137ZM142 232H143V228H142ZM29 233H31V231L29 232ZM34 233V232H33ZM33 233H31V234H33ZM110 233V232H109ZM113 233V232H112ZM129 233V232H128ZM148 233H150V232H148ZM94 234V233H93ZM96 234H94V235H96ZM116 234V233H115ZM125 234V233H124ZM16 235H17V233H16ZM28 235V234H27ZM26 235V236H27ZM90 235H92V234H90ZM117 235H119V233L117 234ZM116 235V236H117ZM150 234H148V236H149ZM13 236V235H12ZM15 236V235H14ZM25 236V235H24ZM30 236V235H29ZM120 236V235H119ZM170 236V237H171ZM31 237V236H30ZM39 238V237H38ZM37 238V239H38ZM61 238H59V239H61ZM89 238V237H88ZM97 238V237H96ZM108 238V237H107ZM111 238V235H110V237H109V239ZM169 238V237H168ZM64 239V240H65ZM74 239V238H73ZM147 239H148V237H147ZM195 239H197L198 240V246H196V245H194V241H195ZM16 240V239H15ZM17 240H19V239H17ZM22 239L20 238V242L21 243H18V244H24V243H22V241H21ZM62 240V239H61ZM66 240V241H67ZM72 240V239H71ZM88 240V242H89V240H90V238L89 239H87ZM96 240V239H95ZM97 240H98V238H97ZM145 240V239H144ZM169 240H171V239H169ZM24 241V240H23ZM27 241H30V239L29 240H27ZM60 241V240H59ZM65 241V242H66ZM70 241V240H69ZM112 241V240H111ZM114 241V240H113ZM117 241V240H116ZM124 241V240H123ZM25 242V241H24ZM62 242V241H61ZM71 242V241H70ZM69 242V244H71ZM74 242V243H75ZM88 242H86V243H88ZM121 242H122V239H121ZM161 242V241H160ZM160 242H158V244L160 243ZM169 242H171V241H169ZM196 242V241H195ZM2 243V242H1ZM15 243V242H14ZM26 243V242H25ZM28 243V242H27ZM30 243V242H29ZM37 243V242H36ZM64 243V242H63ZM75 243V244H76ZM110 243V242H109ZM131 243H133V242H131ZM147 243V242H146ZM164 243V242H163ZM173 243V244H174ZM261 243V244H262ZM31 244V243H30ZM67 244V243H66ZM103 245H102V247L104 246V243H102ZM166 244V243H165ZM164 244V245H165ZM27 245V244H26ZM63 245H65V244H63ZM73 245V246H72ZM72 247H76L73 243H72ZM80 244H78V246H79ZM114 245V244H113ZM112 245V246H113ZM130 245V244H129ZM132 245V244H131ZM135 245V244H134ZM140 245V244H139ZM156 245V244H155ZM249 245H251V247H248ZM14 246V244L10 241V242H7V243H5V244H0V251L2 252L3 250L5 251L6 249L8 250V249H10V248H12ZM20 246V245H19ZM38 246V245H37ZM66 246V245H65ZM68 246H70V245H68ZM110 246V245H109ZM147 246H148V244H147ZM174 246V245H173ZM176 246V245H175ZM174 246V247H175ZM260 246V245H259ZM16 247V246H15ZM39 247V246H38ZM72 247H70V248H72ZM106 247H108V245H106ZM111 247V246H110ZM110 247H108V248H110ZM150 247V246H149ZM162 247V246H161ZM18 248V247H17ZM34 247H32V249H33ZM47 248V249H46ZM51 248H49V249H51ZM66 248V247H65ZM68 248V247H67ZM81 248V247H80ZM80 248H76V249H80ZM129 248V247H128ZM134 247L132 246V249H133ZM147 248V247H146ZM153 248V247H152ZM156 248L158 249V247L156 246ZM35 249V248H34ZM56 249V248H55ZM58 249V248H57ZM72 249H74V248H72ZM72 249H70V250H72ZM127 249V248H126ZM163 249V248H162ZM75 250V249H74ZM104 251H105V249H103ZM147 250H149V249H147ZM155 250V249H154ZM159 250V249H158ZM161 250V249H160ZM169 250V249H168ZM212 250V249H211ZM4 251H3V255H4ZM35 251V250H34ZM36 251H38L39 253H37V254H40L41 252V250L39 251V249L37 250L36 249ZM55 251H57V250H55ZM63 251H66V250H64L63 249ZM101 251V250H100ZM126 251V250H125ZM124 251V252H125ZM137 251V250H136ZM152 251V250H151ZM210 251V250H209ZM7 252V251H6ZM5 252V253H6ZM50 253H51V251H49ZM77 252V251H76ZM75 252V253H76ZM108 252V251H107ZM123 252V253H124ZM146 252V251H145ZM157 252V251H156ZM164 252V251H163ZM45 253V252H44ZM43 253V254H44ZM54 253H56V252H54ZM74 253V254H75ZM126 253V252H125ZM131 253V252H130ZM130 253H128V254H130ZM137 253H138V251H137ZM136 253V254H137ZM150 253V252H149ZM162 253V252H161ZM200 253H202L203 254V256L200 254ZM43 254L41 253L40 255H42L43 256ZM47 254H49L48 253V250H47ZM73 254V255H74ZM104 254H106V251H105V253ZM107 254H109V253H107ZM116 254V253H115ZM143 254H144V252H143ZM142 254V255H143ZM164 254V253H163ZM166 254V253H165ZM232 254H236V255H232ZM0 255H2V253L0 254ZM32 255H34V252H33V250L32 251H29V252H26V253H24V255L22 256V258H20L19 260H28V259H31L32 258ZM59 255V254H58ZM60 255H61V253H60ZM66 255H67V253H66ZM69 255V254H68ZM93 255H95V253H93L92 254V250H91V246H89L88 244L86 245L85 243H84V245H83V248H81V250L79 251V254H77V259H75L76 260V262L74 261H72V262H70V261H67V260H69V259H66L65 258V260H63L61 263H59V264H102V262L101 263H99V259L97 260V262H96V259H95V261H93V259L94 258H96V257H94L93 258ZM113 255V254H112ZM111 255V256H112ZM121 255H123L122 254V252H121ZM125 255V254H124ZM162 255V254H161ZM9 256V255H8ZM45 256H46V254H45ZM48 257L46 258H44L45 260V262L44 263H46V261H47V263L48 262H50V260H51V258H49V256H50V254L49 255H47ZM57 256V255H56ZM64 256V255H63ZM96 256V255H95ZM134 256V255H133ZM162 256H164V255H162ZM161 256V257H162ZM44 257V256H43ZM51 257V256H50ZM61 257V256H60ZM65 257V256H64ZM70 257V256H69ZM105 257H106V255H105ZM109 257V256H108ZM108 257H106V258H108ZM123 257H125V256H123ZM127 257V256H126ZM145 257V256H144ZM144 257H143V259H144ZM148 257V256H147ZM3 258V257H2ZM11 260H16L17 258H16V254L15 255H12V256H10L9 257ZM56 259H57V257H55ZM55 258H54V260L53 261H55ZM71 258H72V256H71ZM73 258H74V256H73ZM72 258V259H73ZM114 258V257H113ZM130 258H132V257H130ZM153 258H155V255H154V257ZM156 258H157V256H156ZM63 259V258H62ZM126 259V258H125ZM141 259H142V257H141ZM148 259V258H147ZM151 259V258H150ZM158 259H159V256H158ZM0 260H1V258H0ZM57 260H60L59 258L57 259ZM107 260V259H106ZM114 260H115V258H114ZM211 260H213V259H211ZM6 261V260H5ZM32 262L33 264H43V260H40L39 258H33V259H31V260H29L28 262ZM52 261V262H53ZM110 262V260H107V262ZM144 260H142L141 262L144 264V262H143ZM171 261V260H170ZM217 261V260H216ZM8 262H10V260L8 261ZM13 262H18V260H16V261H13ZM27 262V263H28ZM51 262V264H55V263H52ZM104 262H106V261H104ZM113 262V261H112ZM111 262V263H112ZM115 262V261H114ZM114 262H113V264H114ZM138 262H140V261H138ZM172 262V261H171ZM170 262V263H171ZM141 263V264H142ZM207 263V262H206ZM215 262L213 261V263L212 264H214ZM57 264H58V262H57ZM103 264H105V263H103ZM106 264H108V263H106ZM146 264V263H145ZM168 264V263H167ZM173 264H175L174 262H173ZM211 264V263H210Z\"/></svg>","mask_w":264,"mask_h":264}]
</instances>
